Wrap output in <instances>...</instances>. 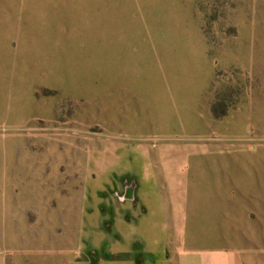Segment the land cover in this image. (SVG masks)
<instances>
[{
    "label": "rangeland",
    "instance_id": "374dc122",
    "mask_svg": "<svg viewBox=\"0 0 264 264\" xmlns=\"http://www.w3.org/2000/svg\"><path fill=\"white\" fill-rule=\"evenodd\" d=\"M185 171L181 240L264 264V0H0V264L140 255Z\"/></svg>",
    "mask_w": 264,
    "mask_h": 264
},
{
    "label": "crops",
    "instance_id": "0c3cea01",
    "mask_svg": "<svg viewBox=\"0 0 264 264\" xmlns=\"http://www.w3.org/2000/svg\"><path fill=\"white\" fill-rule=\"evenodd\" d=\"M164 180L166 188L163 190L173 203V212L170 214L168 210L166 211V216H169L171 221L168 224H163L154 218L150 227L142 229V237L145 238L140 242L142 245V249L139 251L140 255L136 256L138 247L133 246L132 242L131 248H127L123 252L125 259L115 260L113 264H241L233 252L222 248H192L181 240L182 236L191 233L187 220L189 216L184 205L189 196L190 179L185 171L176 178L170 175ZM156 188L159 189L158 186ZM160 215H162L161 210L156 212L152 210L153 217ZM143 226L145 225L143 224ZM146 231L151 232L146 235ZM155 232L156 235H154ZM159 234H170L169 240H165V237Z\"/></svg>",
    "mask_w": 264,
    "mask_h": 264
},
{
    "label": "water",
    "instance_id": "95a60500",
    "mask_svg": "<svg viewBox=\"0 0 264 264\" xmlns=\"http://www.w3.org/2000/svg\"><path fill=\"white\" fill-rule=\"evenodd\" d=\"M136 181H133L126 189V194L123 197L124 199L127 200H132L135 199V188H136Z\"/></svg>",
    "mask_w": 264,
    "mask_h": 264
}]
</instances>
